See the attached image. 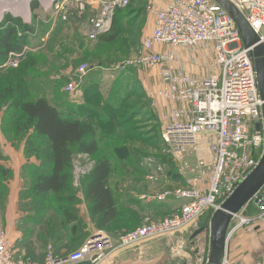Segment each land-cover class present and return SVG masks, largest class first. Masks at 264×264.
I'll list each match as a JSON object with an SVG mask.
<instances>
[{
  "label": "built area",
  "instance_id": "2783aa9c",
  "mask_svg": "<svg viewBox=\"0 0 264 264\" xmlns=\"http://www.w3.org/2000/svg\"><path fill=\"white\" fill-rule=\"evenodd\" d=\"M71 1L80 12L86 9L80 0ZM164 1L162 6H147L153 16L151 33L144 37L139 54L126 64L157 72V99L149 97V102L159 111V135L164 152L179 165L178 175L182 178V186L177 189L143 193L140 198L149 204L174 203L173 212L157 221L145 217L142 225L117 238L100 231L65 256L54 258L52 246H48L43 264H74L86 259L97 264L118 248L139 245L150 237L169 238L181 233L205 213L213 214L259 163L264 150V101L259 94L254 62L249 56L250 47L243 45L233 19L213 0ZM230 1L255 31L258 42L264 45V0ZM128 3L129 0H98L96 11L86 18L87 39L95 40L108 32L115 11ZM68 4L69 0H51L41 8L62 14L61 18L66 20ZM201 46L212 51L208 73H187L176 50ZM21 54L9 52V64L16 66ZM90 68H78V82L67 84L68 93L76 91ZM144 91L151 93L145 87ZM257 124L259 131L255 129ZM201 140H205V148L200 146ZM204 149L210 155L209 161L206 156H199ZM77 157L78 162L86 160L88 165L74 168L72 184L75 187L93 165L87 153H78ZM156 160L147 156L141 164L150 181L157 180L162 170L161 165L155 166ZM233 219L236 222L229 225L226 245L239 228L258 233L264 241V183L233 214ZM0 264H27L16 258L1 222ZM222 264L241 263L229 260L225 249ZM252 264H264V258Z\"/></svg>",
  "mask_w": 264,
  "mask_h": 264
},
{
  "label": "rangeland",
  "instance_id": "374dc122",
  "mask_svg": "<svg viewBox=\"0 0 264 264\" xmlns=\"http://www.w3.org/2000/svg\"><path fill=\"white\" fill-rule=\"evenodd\" d=\"M0 1L3 2L4 6L8 2V4L15 3V0ZM33 1L37 2L38 6L36 9L31 10L30 4ZM46 1L49 0H29L27 2V12L24 14L12 10L13 6L6 5L3 8L0 3V23L7 16H11L21 24L32 28V32L26 36L23 51H20L22 54L19 57L18 64L16 66L9 64L8 57L0 64V92L8 87L14 88L20 82L23 87V100L44 97L59 110L65 111V105H69V102L76 99L75 94L77 97L83 98L81 94L82 86L86 82L99 83L105 98L111 92L109 100H113L117 96L121 97L124 92L129 91V96L127 97L126 94L123 107L119 109L116 117L117 120L124 119L125 126L123 128L117 126L112 130H107L101 125L96 126L99 142V153L97 155L107 157L112 164L110 185L116 203L118 205L121 203L119 198L128 190L133 195L135 193L154 194L181 187L182 178L178 175L179 165L165 154V149L157 140L156 130L153 132L152 138L148 136L152 130L160 125L159 111L157 108H153L149 102L151 97L154 99L156 97L157 72L154 69L148 70L126 64L139 54L144 32L150 28L153 21V16L148 11L147 6L152 5L156 0H129L126 7L119 10L116 15L114 13V23L119 33L114 41L110 43L101 42L100 39L89 40L85 36L86 18L96 11L98 0H80L86 8L83 11L84 13L80 12L69 0L66 20L61 18L62 14L52 13L51 9L49 11L43 10L41 5H44ZM62 12L65 14V10ZM17 29L18 35H21V28L18 26ZM176 53L181 61L182 69L187 73L193 75L208 73V68L213 59L210 47L201 46L192 50L178 48ZM81 66L94 67L85 73L76 91L68 93L66 86L70 82H78L77 70ZM137 79L145 88L151 91L149 95L145 94L143 96L134 90L130 92L131 88L127 85L136 84ZM2 101H4V98L1 99ZM143 101H147V109L145 111L144 109L136 110L135 108L142 105ZM1 102L0 150L6 151L3 161H6L7 164L9 161L11 164L15 162L13 165L15 169L17 164H21L23 168L17 173L15 179L24 177L25 181L22 183L21 191L19 194L17 193V201L14 198L18 189L11 187L9 181L0 189V222L2 224L3 222L6 223L9 218H15L19 215L23 221L19 228L17 227V230L21 232L23 241H26V238L27 240L30 238V240L23 242V249L15 256L27 264H43L48 247L44 248L43 245H47L49 242L56 240L59 243L57 252L53 251L52 247L54 258L65 256L77 250L74 249L65 253V238L61 237L65 229V211H63V208L65 210L67 200L74 205L77 203V192L83 190L82 186L86 183L87 173L79 179L81 188L76 191H67V193L64 191L59 197L52 194L45 198L29 197L28 192L25 194L24 188H28L32 174L29 169L24 168L30 162L37 165H46V149H43L38 158L33 156L28 158L26 156V139L32 136L33 131L24 128L23 115L10 106V99L5 104ZM153 115L156 116V119ZM19 124L20 126H18ZM200 146L206 147L205 140L200 141ZM8 150L12 153L7 152ZM77 156L78 153L74 151L72 170L77 165H88L86 160L78 162ZM147 156L157 159L155 166L159 164L162 167L157 180L150 181L147 179L145 168L139 167L142 158ZM199 156H206L207 161L210 160V155L205 149L201 150ZM94 158L90 157L89 159L94 161ZM14 168H11L12 174L8 180L13 178ZM120 186L123 188H119ZM65 196H69V199ZM159 204L156 202L150 203L149 212L141 220L135 221L137 224L133 229L142 225L145 217L157 221L173 212V207L164 208ZM41 205L44 209L37 210ZM60 206L61 212L59 211ZM210 214V212L205 213L202 218H199L181 233L171 235L172 238H159L160 243L152 245V247L158 249V252L150 253L148 264H204L209 252L208 215ZM234 222H236L235 219L231 220L230 224ZM200 227H203L204 230L196 236L197 238L195 237L196 239H190L189 236ZM104 233L111 236L109 231H104ZM182 234L184 237H182ZM195 245L198 248L197 253L193 250ZM137 260L136 255L132 253L128 255L127 259L123 260L125 262L122 264H138Z\"/></svg>",
  "mask_w": 264,
  "mask_h": 264
},
{
  "label": "trees",
  "instance_id": "16d2710c",
  "mask_svg": "<svg viewBox=\"0 0 264 264\" xmlns=\"http://www.w3.org/2000/svg\"><path fill=\"white\" fill-rule=\"evenodd\" d=\"M37 6V2L33 1L30 4V9L34 10ZM119 10H122V8L117 9L115 15ZM115 15L109 31L97 38L101 42L110 43L117 37L119 30L114 23ZM18 26L21 28V35H18ZM31 32V27L21 24L11 16H7L0 23V64L8 57L9 52L23 50L26 36ZM93 67L91 66V68ZM127 86L131 88L130 92L134 90L143 96L146 94L144 85L138 79L136 84H128ZM82 87V101L78 103L79 100L76 96V99L69 102V105H65V111L59 110L44 97L23 100L24 93L20 82L14 88L8 87L0 92V102L4 98L2 102L5 104L10 99V106L23 115L24 128L33 131L32 136L26 139V156L28 158L32 156L38 158L43 149H46L45 158L48 165L43 166L30 162L26 167L32 174L28 188H24V193L27 194L28 192L29 197L45 198L50 194L59 197L64 191L67 193V191L78 190L72 184L74 151L76 153H87L90 157H95L92 168L86 176L84 196L88 202L89 211L92 214H98L97 224L101 226L113 223L119 212L116 207L113 189L110 186L112 164L107 157L97 155L99 153V142L96 126L101 125L107 130H112L117 126L119 128L125 126L124 119L117 120L116 117L119 109L123 107L126 94L127 97L129 96V91L124 92L121 97L117 96L115 99L109 100L111 92L105 98L99 83L86 82ZM146 102L143 101L142 105L137 106L135 109H144L145 111L147 109ZM153 117L156 119L155 115ZM155 130L157 140L161 143L160 125L152 130L148 136L152 138ZM3 156L0 150V189L6 185L12 174L11 168L3 163ZM65 198L69 199V196H65ZM71 205V201L67 200L65 210L63 208L67 220L72 216ZM159 205L164 208L167 207L162 204ZM43 209V205L37 208V210ZM59 211H62L61 206ZM211 215L212 213L208 215V221H210ZM133 216H136V214H133ZM135 221L134 226L137 224Z\"/></svg>",
  "mask_w": 264,
  "mask_h": 264
},
{
  "label": "crops",
  "instance_id": "0c3cea01",
  "mask_svg": "<svg viewBox=\"0 0 264 264\" xmlns=\"http://www.w3.org/2000/svg\"><path fill=\"white\" fill-rule=\"evenodd\" d=\"M164 2H165L164 0H159L158 2L156 0V2H154L153 4L162 6L164 5ZM152 26H153V21L151 23L150 28H148L144 32L143 38L151 33ZM78 100H79L78 103H80L82 101V98L78 96ZM1 152L3 155H6L5 150L1 149ZM7 152L12 153L9 150ZM143 161L144 158H142V162ZM3 163L6 166H9L10 168H14L13 165L15 162L11 164L9 161L7 164L6 161L5 162L3 161ZM16 166H17L16 169L14 168L13 178L9 180L10 186L18 189V191L16 190V197L14 198L15 201H17L18 199L17 193L19 194L22 188V183H24L25 181L24 177L15 179L17 173H19L21 168H23L21 164H17ZM139 167L143 168L142 165ZM24 169H26V167ZM82 187L83 190L77 192V203L75 205L71 203L72 204L71 208L73 209L72 216H70L69 220L65 218V229L63 230L64 236L61 234V237L65 238V253L71 252L74 249H78L83 244L86 238L95 235L100 231L102 232L109 231L111 233V236H113L114 238L118 237L121 235V233L133 228L134 224L132 223H134L135 220H141L143 216H145L149 212L150 205L149 203L145 202L140 198L141 193H135L133 195L129 193L128 190L125 192L124 195L121 196V198H119L121 205L120 204L118 205V203H116V207L119 214L117 215L115 221L111 224H105L99 226L97 224L98 214H92L89 211L88 202L85 200L84 198L85 196L83 197V195L85 194L84 193L85 186ZM121 187L122 186H120L119 188ZM79 188H81L80 183L77 189ZM162 205H165L168 208L174 207V203H170V202L164 203ZM250 210H252V208H250ZM133 214H136V216H133ZM22 221L23 219L19 217V215H17L15 216V218L11 217L6 221V223L3 222L2 224L6 233V237L9 243L12 245V249L15 254L23 249V242H27L28 240H30V238H28V240L26 238V241H23L24 239L23 236L21 235V232L17 230L19 228V225L22 224ZM231 225H233V223L230 224V227ZM191 235L189 236L190 239H191ZM182 237H184L183 234ZM158 242L160 243L158 237H150L148 239L143 240L139 245L125 246L118 248L113 253L108 255L104 260L100 261L97 264H119V263L122 264L125 262L123 260L127 259L128 255H131L132 253L135 254L136 257L138 258L137 260L138 264L139 263L148 264L150 261L149 258L150 253L152 252L151 254H153L158 252V249L152 247V245L159 244ZM43 246L44 248H46L47 246H52L53 251L56 252L59 249L58 247L59 243L57 241L49 242L47 245H43ZM200 246L202 247V245ZM225 249H226L227 258L229 260L241 264H252L254 261L264 258V241L262 240V236H260L256 232L248 233L244 228H239L237 231H235L232 234L231 238L227 242ZM193 250L195 253L198 252L197 245H195ZM155 256H157V254H155Z\"/></svg>",
  "mask_w": 264,
  "mask_h": 264
},
{
  "label": "water",
  "instance_id": "95a60500",
  "mask_svg": "<svg viewBox=\"0 0 264 264\" xmlns=\"http://www.w3.org/2000/svg\"><path fill=\"white\" fill-rule=\"evenodd\" d=\"M233 19L245 47H250L249 56L254 62L257 85L261 99L264 101V45L258 42V36L248 24L243 14L230 0H213ZM263 130H264V103L262 105ZM257 131L260 126H255ZM264 183V150L257 166L238 184L232 194L216 209L209 221V252L205 264H222V258L226 247V234L237 213L256 193ZM204 230L196 229L191 238H195ZM94 236V235H92ZM74 264H91V259L76 262Z\"/></svg>",
  "mask_w": 264,
  "mask_h": 264
},
{
  "label": "bare ground",
  "instance_id": "6f19581e",
  "mask_svg": "<svg viewBox=\"0 0 264 264\" xmlns=\"http://www.w3.org/2000/svg\"><path fill=\"white\" fill-rule=\"evenodd\" d=\"M10 1H11V0H10ZM28 1H29V0H20V1H19V0H18V1L15 0V1H14L15 3H12V4L10 3V4H8V3H9V2H8L6 5H7V6H13V8L10 7L12 10L17 11V12H22V13L24 14V13L27 12V2H28ZM49 1H51V0H49ZM4 2H5V1H4ZM12 2H13V1H12ZM17 2H18V3H17ZM0 3H1V1H0ZM1 4L3 5V2H2ZM48 4H49V3H48ZM2 5H1V6H2ZM6 5H5V6L3 5L2 7L4 8V7H6ZM17 6L20 7V8H18ZM248 24H249V23H248ZM239 34H240V33H239ZM240 36H241V35H240ZM143 39H144V38H143ZM241 40H242V39H241ZM242 43H243V42H242ZM243 45H244V44H243Z\"/></svg>",
  "mask_w": 264,
  "mask_h": 264
}]
</instances>
